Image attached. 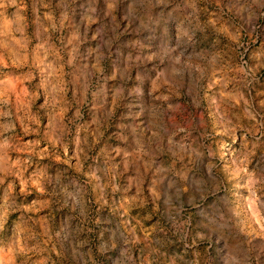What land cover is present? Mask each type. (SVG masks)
I'll return each mask as SVG.
<instances>
[{
    "label": "rangeland",
    "instance_id": "374dc122",
    "mask_svg": "<svg viewBox=\"0 0 264 264\" xmlns=\"http://www.w3.org/2000/svg\"><path fill=\"white\" fill-rule=\"evenodd\" d=\"M0 264H264V0H0Z\"/></svg>",
    "mask_w": 264,
    "mask_h": 264
}]
</instances>
